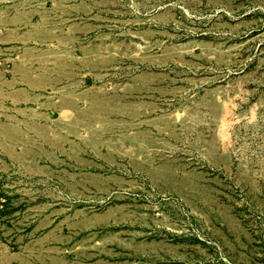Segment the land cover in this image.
<instances>
[{"label":"rangeland","instance_id":"rangeland-1","mask_svg":"<svg viewBox=\"0 0 264 264\" xmlns=\"http://www.w3.org/2000/svg\"><path fill=\"white\" fill-rule=\"evenodd\" d=\"M0 264H264V0H0Z\"/></svg>","mask_w":264,"mask_h":264}]
</instances>
